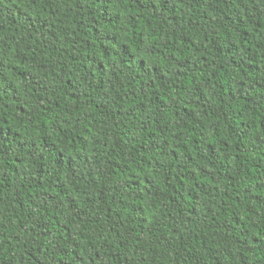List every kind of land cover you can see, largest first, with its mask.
<instances>
[{
  "label": "trees",
  "instance_id": "1",
  "mask_svg": "<svg viewBox=\"0 0 264 264\" xmlns=\"http://www.w3.org/2000/svg\"><path fill=\"white\" fill-rule=\"evenodd\" d=\"M0 264H264V0H0Z\"/></svg>",
  "mask_w": 264,
  "mask_h": 264
}]
</instances>
